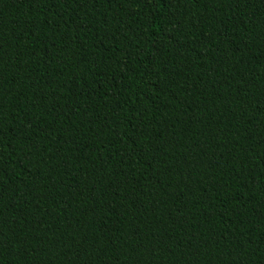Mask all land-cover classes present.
Wrapping results in <instances>:
<instances>
[{"label":"trees","instance_id":"1","mask_svg":"<svg viewBox=\"0 0 264 264\" xmlns=\"http://www.w3.org/2000/svg\"><path fill=\"white\" fill-rule=\"evenodd\" d=\"M0 264H264V0H0Z\"/></svg>","mask_w":264,"mask_h":264}]
</instances>
